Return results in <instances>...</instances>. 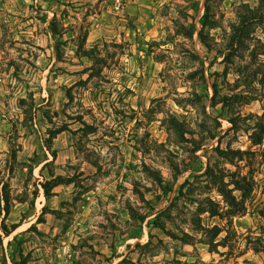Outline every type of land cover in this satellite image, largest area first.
<instances>
[{
	"label": "rangeland",
	"instance_id": "obj_1",
	"mask_svg": "<svg viewBox=\"0 0 264 264\" xmlns=\"http://www.w3.org/2000/svg\"><path fill=\"white\" fill-rule=\"evenodd\" d=\"M204 1L0 0V264H264L263 30L224 58L238 12L259 0H208L211 50ZM191 54L205 81L188 77ZM212 81L245 97L212 107ZM229 117L237 129L200 141ZM56 175L70 182L45 195Z\"/></svg>",
	"mask_w": 264,
	"mask_h": 264
},
{
	"label": "trees",
	"instance_id": "obj_2",
	"mask_svg": "<svg viewBox=\"0 0 264 264\" xmlns=\"http://www.w3.org/2000/svg\"><path fill=\"white\" fill-rule=\"evenodd\" d=\"M198 2L194 1L193 2V8L195 10L198 9L197 7ZM210 4L208 0L204 1V13L202 15V20H201V28L197 31V27L195 24H190V25H183V24H178L177 26V33L183 35L184 37L187 38H192L195 31H197L199 41L201 44H203L208 50H211L212 47V42L210 41L209 37L205 34L204 28L205 27H210L212 26V20H210ZM238 21L235 25H233V31L231 33L230 39L227 43V49L228 52L224 56L226 58V61H230L231 57L233 55H236L238 53V50L243 48L246 44V41L251 39L250 34L252 33V29L255 27H260L263 32H264V0H259L256 6H249V5H244L242 6L241 12H238ZM87 56L91 57L94 59V64L97 61V56H94L90 50H85L84 52ZM191 57L195 60H197L200 63V67L192 72L189 73L188 77L191 79H195L197 75L201 79L205 81V76H204V61L202 58L199 57L198 54H191ZM211 65V64H210ZM94 66H91L93 69ZM95 73L99 74L100 72L95 70ZM264 76V72L262 73ZM211 87H212V96L210 98V105L212 107L216 106L217 104H221V107L224 109L225 107H229L230 105H234L235 103H238L240 99H243L245 97V94H230V95H222L220 96L219 94V88L216 82L212 81L211 82ZM199 98V97H198ZM227 121L230 123V126L226 128L222 133L221 132H210L207 136H202L200 138V141L203 139H210L214 140L217 139V142H220V140L227 135L229 132L233 131V129H237L238 123L237 119L235 117H229L227 118ZM219 123V122H218ZM182 124L180 121H178L176 118H171L169 125L167 126L168 130H173L175 134H179L180 137L184 138V129L182 128ZM221 127V124L219 123L216 129H219ZM263 127V126H262ZM65 128H58V130L51 131V135L49 138L46 139L47 147H51V142L52 138L54 137V134H58L62 132ZM219 131V130H218ZM261 132H264V127L261 129ZM260 140H257V143L261 141V135L259 136ZM186 141L193 142V147L191 148V152L195 153L199 149H201L202 144L200 141H195V140H190V138H186ZM216 150H219L221 153H224V150L219 149L218 147L215 148ZM175 167V174L180 173V171ZM156 183L158 186L163 190V193H168L169 191L172 190L171 186L163 184V181L159 175L154 177ZM65 182H70L69 178L64 177L63 175H56L53 176L51 179L46 180L41 184L43 188V192L45 195H48L51 191V189L61 183ZM181 187L179 188V193H181ZM45 208H42V214ZM2 211L7 214L9 212V200H8V194L2 193L0 194V214ZM132 214L134 218H137L141 221H144L147 217L150 215H140L137 214L135 211L132 210ZM153 215V214H152ZM159 218V213H157L154 218L151 219L149 223H152L156 227L163 228L164 225L161 222H158ZM17 226H12V228H7L5 225L2 226V230L6 236L10 235L11 232H13L16 229ZM33 227V226H31ZM29 229V228H28ZM10 244V242H9ZM20 256L22 259L19 262H16L13 260L14 264H27L28 260L26 259V256H23L21 253ZM5 261V260H4ZM5 262H2L1 264H4Z\"/></svg>",
	"mask_w": 264,
	"mask_h": 264
}]
</instances>
